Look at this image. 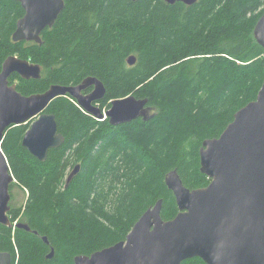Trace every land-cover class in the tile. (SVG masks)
Instances as JSON below:
<instances>
[{"label":"trees","instance_id":"16d2710c","mask_svg":"<svg viewBox=\"0 0 264 264\" xmlns=\"http://www.w3.org/2000/svg\"><path fill=\"white\" fill-rule=\"evenodd\" d=\"M63 1L37 44L12 41L24 10L17 1L0 0V72L10 56L42 69L38 80L13 74L9 84L29 96L95 77L106 91L97 103L101 110L133 95L147 99L153 114L112 126L83 112L69 96L58 97L46 112L54 115L63 143L48 151L45 162L21 145L31 122L6 131L1 150L27 191L25 204L10 207L8 218L37 232L0 225V252L10 253L11 264H74L76 256L125 240L158 200L161 218H174L178 208L166 174L176 170L189 190L206 187L209 180L199 171L202 142L218 138L234 114L255 100L264 80V48L253 37L264 0H197L191 6ZM129 56L136 59L133 66ZM182 264L205 263L193 258Z\"/></svg>","mask_w":264,"mask_h":264},{"label":"water","instance_id":"95a60500","mask_svg":"<svg viewBox=\"0 0 264 264\" xmlns=\"http://www.w3.org/2000/svg\"><path fill=\"white\" fill-rule=\"evenodd\" d=\"M24 15L12 34L13 42L41 44L43 30L51 28L64 9L63 0H14ZM135 2L136 0H130ZM187 6L197 0H164ZM253 37L264 48V11L257 20ZM136 59L126 62L133 66ZM41 66L10 56L0 72V146L6 131L31 122L21 145L36 160L45 162L48 151L61 146L48 105L58 97L69 96L86 114L98 121L107 119L117 126L138 118L151 117L147 99L133 95L113 99L106 111L98 107L105 98L100 80L87 77L75 86L52 85L44 93L21 95L9 78L17 74L25 80L41 78ZM92 89L88 94L84 91ZM76 166L67 176L66 185L78 173ZM199 171L209 180L206 187L189 190L176 170L164 178L172 192L178 213L171 220L161 218L162 200L148 208L134 223L125 240L96 251L76 256L74 264H182L199 258L205 264H264V80L255 100L239 109L218 138L202 142ZM15 179L0 147V225L32 231L27 224L8 218L10 185ZM45 242L46 239L42 238ZM53 250L46 256L51 259ZM8 252H0V264H11Z\"/></svg>","mask_w":264,"mask_h":264},{"label":"rangeland","instance_id":"374dc122","mask_svg":"<svg viewBox=\"0 0 264 264\" xmlns=\"http://www.w3.org/2000/svg\"><path fill=\"white\" fill-rule=\"evenodd\" d=\"M13 85H15V84H13ZM103 110L106 111L107 109H103ZM151 114H153V111H152ZM9 193H10L9 205H10L11 208L18 209V208L22 207L25 204L26 199H27V191L22 189L17 184L16 181L10 185Z\"/></svg>","mask_w":264,"mask_h":264},{"label":"flooded vegetation","instance_id":"af4514ba","mask_svg":"<svg viewBox=\"0 0 264 264\" xmlns=\"http://www.w3.org/2000/svg\"><path fill=\"white\" fill-rule=\"evenodd\" d=\"M92 91V89H88V90H86V91H84L83 92V94H88V93H90ZM99 107V106H98ZM83 111V110H82ZM104 111V110H103ZM153 111V110H152ZM152 111H151V113H152ZM84 112V111H83ZM31 124V123H30Z\"/></svg>","mask_w":264,"mask_h":264},{"label":"bare ground","instance_id":"6f19581e","mask_svg":"<svg viewBox=\"0 0 264 264\" xmlns=\"http://www.w3.org/2000/svg\"><path fill=\"white\" fill-rule=\"evenodd\" d=\"M110 106V105H109Z\"/></svg>","mask_w":264,"mask_h":264}]
</instances>
